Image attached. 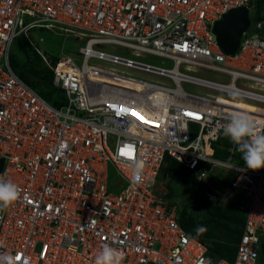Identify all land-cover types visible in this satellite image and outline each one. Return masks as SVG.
Listing matches in <instances>:
<instances>
[{"label":"built area","instance_id":"built-area-1","mask_svg":"<svg viewBox=\"0 0 264 264\" xmlns=\"http://www.w3.org/2000/svg\"><path fill=\"white\" fill-rule=\"evenodd\" d=\"M255 4L0 0V177L21 189L19 199L0 207V254L19 257L17 264H95L108 244L123 253L122 264H258L260 239L264 250V169L237 163L231 146L220 159L213 145L232 114L247 113L262 131L264 113L241 108V99L182 86L190 82L264 104V21L254 22V32L250 24L234 53L222 48L214 31L217 21L239 7L248 8L252 23ZM35 30L84 39L80 64L70 56L72 67H61V56L54 61L39 48ZM22 35L52 70L65 95L60 106L13 69L12 43ZM121 47L130 55L109 49ZM205 69L229 82L192 74ZM166 157L194 172L207 188L216 167L234 171L231 186L245 221L233 259L213 255L190 235L179 222L177 204L155 191ZM136 160L145 165V180L133 185ZM210 189L205 197L215 202L218 195Z\"/></svg>","mask_w":264,"mask_h":264},{"label":"trees","instance_id":"trees-1","mask_svg":"<svg viewBox=\"0 0 264 264\" xmlns=\"http://www.w3.org/2000/svg\"><path fill=\"white\" fill-rule=\"evenodd\" d=\"M264 21V0H256L254 22ZM22 49L25 53L24 71H15L26 83L32 86L42 97L48 100L54 106H60L65 99L62 90L55 86L53 82V72L44 63H36V60L30 58L31 49L38 56V60L42 58L32 48L26 37L18 36ZM54 61H57L59 56H52ZM60 62L63 67H72L66 57H61ZM10 63L14 69V63L11 59ZM15 70V69H14ZM27 73L32 74L33 78ZM39 81H43L45 85H40ZM45 86H50L45 88ZM264 131V128L263 130ZM214 154L220 159H224L230 154L228 148H234L233 157L237 163H244L242 153L238 146L224 134L220 132L219 139L214 143ZM164 175H179L183 176L188 184H193L199 191V199L203 206V213L198 215L194 212H189L185 208H179V222L184 229L192 236H196L203 241L209 251L218 257L233 259L236 252V244L240 239L242 228L245 221L244 214L239 210L236 203L216 204L205 197L204 192L207 186L201 184L195 179V174L186 166L175 160L174 158L166 157L162 170ZM198 226L206 227L207 231L202 234H197Z\"/></svg>","mask_w":264,"mask_h":264},{"label":"rangeland","instance_id":"rangeland-1","mask_svg":"<svg viewBox=\"0 0 264 264\" xmlns=\"http://www.w3.org/2000/svg\"><path fill=\"white\" fill-rule=\"evenodd\" d=\"M255 31V23L254 19L252 18L251 27L249 32ZM43 38L41 40L40 38ZM34 39L37 42L39 48L47 54L48 57L52 56H61L66 57L70 62H72L71 57L75 62L80 64L81 57L79 55V48L84 45L85 40H81L73 35L65 36L60 34L59 31L55 30H35L34 31ZM110 50L117 51L121 54L130 55L128 50L124 48H118L117 50L109 48ZM30 58L32 60H36V63L42 64L43 62L38 60V56L35 52L31 49ZM71 56V57H70ZM11 59L14 63L15 71H24V62H25V53L22 49V45L20 43V39L17 37L12 43L11 47ZM141 60H145L154 64H159L160 62L155 58L149 57H140ZM93 63L115 69L117 71H121L126 74L135 75L140 78H155L152 74L147 72L139 71L133 68L124 67L117 64H112L106 62L104 60L93 59L91 60ZM30 77L33 78L32 74L27 73ZM196 76H200L202 78L218 81V82H229V77L226 75L214 71V70H200L197 72L192 73ZM163 79V78H160ZM40 85H45L43 81H39ZM182 86L185 90L193 93H198L202 95L207 94H218L222 95L229 99H241L243 101L253 103L256 105H260L264 107V104L259 102H253L243 98H237L235 96L224 94V93H217L215 90L207 87H203L198 84L190 83V82H183ZM50 86H45L48 88ZM112 170V166H110ZM112 173V172H111ZM161 171L160 176L156 182L155 191L162 195H167L170 199L177 204L179 208H185L189 212H194L195 214H202L203 213V206L199 199V191L193 184H188L183 176L179 175H171L167 174L164 175ZM234 175V171L230 170L229 168H215L212 171V189L211 187L207 188L210 191L216 193L218 195V199L214 202L216 204H226V203H236L238 201V196L233 192V188L231 186V180ZM207 191V190H206ZM205 191V192H206ZM204 192V195H205ZM263 240L260 239V245L258 247L259 252V263L264 264V250L262 248Z\"/></svg>","mask_w":264,"mask_h":264},{"label":"clouds","instance_id":"clouds-1","mask_svg":"<svg viewBox=\"0 0 264 264\" xmlns=\"http://www.w3.org/2000/svg\"><path fill=\"white\" fill-rule=\"evenodd\" d=\"M260 123L247 113L232 114L224 126V134L234 142L247 168L252 170L264 169V131H259ZM144 163L136 160L133 166L131 182L133 185L142 184L145 180ZM21 189L11 180L0 177V207H8L19 199ZM204 226L196 228L197 234L206 232ZM123 253L118 249L105 244L95 258V264H122ZM0 264H17V257L0 254Z\"/></svg>","mask_w":264,"mask_h":264},{"label":"water","instance_id":"water-1","mask_svg":"<svg viewBox=\"0 0 264 264\" xmlns=\"http://www.w3.org/2000/svg\"><path fill=\"white\" fill-rule=\"evenodd\" d=\"M251 24V18L247 7H239L231 10L221 20L217 21L214 31L222 48L234 53L239 45L242 33ZM0 160V170H1Z\"/></svg>","mask_w":264,"mask_h":264},{"label":"bare ground","instance_id":"bare-ground-1","mask_svg":"<svg viewBox=\"0 0 264 264\" xmlns=\"http://www.w3.org/2000/svg\"><path fill=\"white\" fill-rule=\"evenodd\" d=\"M60 66L63 67L61 62H60ZM65 68H68V67H65ZM91 76L94 77V74H92ZM97 76H98V78H101V80H105L107 82H115L116 84L121 82L115 78H110L108 76H99V75H97ZM240 106H241V108H243L249 112L258 113V114L264 113V107L260 106V105H256V104L249 103L246 101H241Z\"/></svg>","mask_w":264,"mask_h":264},{"label":"snow or ice","instance_id":"snow-or-ice-1","mask_svg":"<svg viewBox=\"0 0 264 264\" xmlns=\"http://www.w3.org/2000/svg\"><path fill=\"white\" fill-rule=\"evenodd\" d=\"M19 259V257H17Z\"/></svg>","mask_w":264,"mask_h":264},{"label":"crops","instance_id":"crops-1","mask_svg":"<svg viewBox=\"0 0 264 264\" xmlns=\"http://www.w3.org/2000/svg\"><path fill=\"white\" fill-rule=\"evenodd\" d=\"M236 204H237V202H236Z\"/></svg>","mask_w":264,"mask_h":264}]
</instances>
